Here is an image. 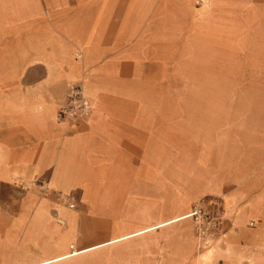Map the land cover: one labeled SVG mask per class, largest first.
I'll return each instance as SVG.
<instances>
[{
    "label": "crops",
    "instance_id": "obj_1",
    "mask_svg": "<svg viewBox=\"0 0 264 264\" xmlns=\"http://www.w3.org/2000/svg\"><path fill=\"white\" fill-rule=\"evenodd\" d=\"M212 1L0 0V264H264V191L228 186L206 148L196 161L195 124L140 88L178 19L208 18ZM262 7L246 46L264 43ZM85 71L95 106L58 120ZM215 193L225 227L199 250L190 212Z\"/></svg>",
    "mask_w": 264,
    "mask_h": 264
},
{
    "label": "rangeland",
    "instance_id": "obj_2",
    "mask_svg": "<svg viewBox=\"0 0 264 264\" xmlns=\"http://www.w3.org/2000/svg\"><path fill=\"white\" fill-rule=\"evenodd\" d=\"M190 1L197 7L202 2ZM259 4L263 7L257 21L264 26V2L256 1L213 0L208 18L196 23L178 19L174 39L163 46L168 62L148 64L149 79L140 87L170 95L165 100L176 108L173 116L195 124L196 161L206 148L212 169L219 170L228 186L255 187V192L264 191V43H244L245 33L257 27L252 29L254 22L247 15ZM187 51L193 55L189 66L183 61ZM148 53L154 57L159 51ZM79 73L73 77L88 78L84 90L95 104L88 74ZM215 183L213 179V187ZM198 244L201 250L203 245Z\"/></svg>",
    "mask_w": 264,
    "mask_h": 264
},
{
    "label": "built area",
    "instance_id": "obj_3",
    "mask_svg": "<svg viewBox=\"0 0 264 264\" xmlns=\"http://www.w3.org/2000/svg\"><path fill=\"white\" fill-rule=\"evenodd\" d=\"M198 1V0H197ZM92 100L84 92L83 81L78 79L67 85V93L57 113L58 120H69L76 123L86 118L92 111ZM23 188L40 187L42 191L50 187L37 181L28 183L19 181ZM61 200L70 208L76 206V199L72 195H61ZM190 216L193 221L194 232L201 245L215 237L221 232L222 225L226 218L223 216V197L221 195L205 196L194 202ZM57 221L64 223L63 219Z\"/></svg>",
    "mask_w": 264,
    "mask_h": 264
},
{
    "label": "bare ground",
    "instance_id": "obj_4",
    "mask_svg": "<svg viewBox=\"0 0 264 264\" xmlns=\"http://www.w3.org/2000/svg\"><path fill=\"white\" fill-rule=\"evenodd\" d=\"M78 78H81V80L83 81V87H84V84H85V82H86V80L88 79L87 77H85V76H74L73 77V80H75V79H78ZM92 91V90H91ZM84 92H85V90H84ZM86 93V92H85ZM87 94V93H86ZM88 95V94H87ZM92 106L94 107L95 106V104H94V101L92 100Z\"/></svg>",
    "mask_w": 264,
    "mask_h": 264
}]
</instances>
